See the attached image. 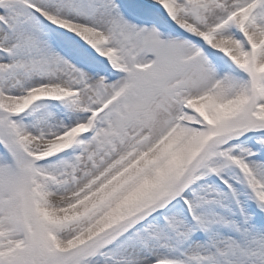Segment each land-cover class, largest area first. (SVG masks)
<instances>
[{"label": "snow or ice", "instance_id": "obj_1", "mask_svg": "<svg viewBox=\"0 0 264 264\" xmlns=\"http://www.w3.org/2000/svg\"><path fill=\"white\" fill-rule=\"evenodd\" d=\"M0 264H264V0H0Z\"/></svg>", "mask_w": 264, "mask_h": 264}]
</instances>
